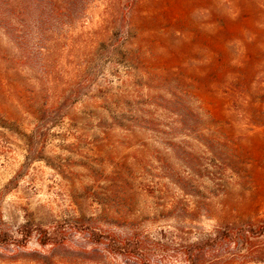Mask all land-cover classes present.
I'll use <instances>...</instances> for the list:
<instances>
[{
	"label": "rangeland",
	"instance_id": "1",
	"mask_svg": "<svg viewBox=\"0 0 264 264\" xmlns=\"http://www.w3.org/2000/svg\"><path fill=\"white\" fill-rule=\"evenodd\" d=\"M23 5L0 0V231L63 240L0 243V264H137L85 227L141 239L147 264H182L187 246L264 218V126L211 77L248 51L264 83V0ZM243 262L264 264L237 244L203 260Z\"/></svg>",
	"mask_w": 264,
	"mask_h": 264
},
{
	"label": "trees",
	"instance_id": "2",
	"mask_svg": "<svg viewBox=\"0 0 264 264\" xmlns=\"http://www.w3.org/2000/svg\"><path fill=\"white\" fill-rule=\"evenodd\" d=\"M26 0H15V8L20 9ZM80 0H35V5L47 13H58L62 10H72ZM34 3V1L32 2ZM25 8V7H24ZM46 18V17H45ZM130 49L125 56L130 55ZM251 54L246 51L243 60L227 57L218 58L214 62L211 74L216 81V90L220 85L226 87V93L231 105H235L241 114L246 113L251 123L255 126H264V83L256 82L257 66L252 63ZM198 79L199 90H204L208 85ZM81 228V227H80ZM94 240L103 243L106 248L118 255L136 260L137 264H147L148 254L144 241L135 237L120 238L114 233H99L85 227ZM20 237L15 238L9 233L0 231V243L7 244L18 242L25 246L30 237L36 233L40 245L49 246L60 244L63 240L60 229L53 231L41 225L23 224L20 229ZM264 237V218L258 222L248 220L242 224H227L214 235L207 236L201 241L189 245L183 251L182 264H204L205 251L207 248L216 249L218 246L238 245V249L244 251L255 263H264V249L261 246V239ZM242 264H246L243 262Z\"/></svg>",
	"mask_w": 264,
	"mask_h": 264
}]
</instances>
